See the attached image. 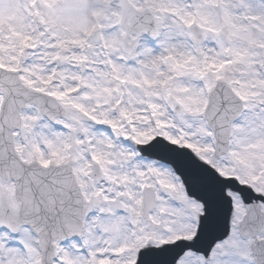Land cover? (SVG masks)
I'll list each match as a JSON object with an SVG mask.
<instances>
[{
    "label": "snow or ice",
    "instance_id": "6c2138e0",
    "mask_svg": "<svg viewBox=\"0 0 264 264\" xmlns=\"http://www.w3.org/2000/svg\"><path fill=\"white\" fill-rule=\"evenodd\" d=\"M0 264H264V0H0Z\"/></svg>",
    "mask_w": 264,
    "mask_h": 264
}]
</instances>
